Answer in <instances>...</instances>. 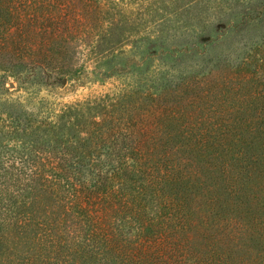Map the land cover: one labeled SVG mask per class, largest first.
<instances>
[{"label":"trees","instance_id":"trees-1","mask_svg":"<svg viewBox=\"0 0 264 264\" xmlns=\"http://www.w3.org/2000/svg\"><path fill=\"white\" fill-rule=\"evenodd\" d=\"M46 7L56 15H44ZM106 7L0 0V50L15 39L20 56L37 57L38 44L75 39L77 16L94 13L98 24ZM240 24L234 38L248 34L249 51L237 78L208 86L204 106L167 111L162 147L153 139L159 124L121 128L88 164L73 152L1 145L0 264H264V1ZM184 47L176 53L185 60L201 50ZM242 240L254 250L240 252Z\"/></svg>","mask_w":264,"mask_h":264},{"label":"rangeland","instance_id":"rangeland-1","mask_svg":"<svg viewBox=\"0 0 264 264\" xmlns=\"http://www.w3.org/2000/svg\"><path fill=\"white\" fill-rule=\"evenodd\" d=\"M263 1L101 0L110 7L98 24L94 13L77 16L71 27L75 39L52 49L42 42L37 57L23 58L16 52L20 43L10 40L0 50V147L8 144L29 154L53 148L82 155L88 164L114 132L156 124L153 139L162 147L168 139L162 121L167 111L204 106L206 98L200 97L208 86L237 78L249 35L234 38L233 31ZM56 12L46 7L42 13L54 17ZM229 29V36L215 40L217 32ZM211 40L204 50L202 44ZM220 43L230 51L222 54ZM186 44L198 45L200 53L195 50L185 60L176 50ZM186 114L201 122L200 114ZM99 125L102 130L96 131ZM46 207L57 210L48 202ZM240 242L243 254L254 250ZM16 246L14 240L9 248Z\"/></svg>","mask_w":264,"mask_h":264}]
</instances>
